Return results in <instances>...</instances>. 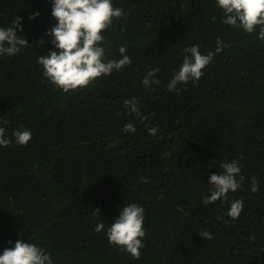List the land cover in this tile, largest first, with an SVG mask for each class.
<instances>
[{"label":"trees","instance_id":"16d2710c","mask_svg":"<svg viewBox=\"0 0 264 264\" xmlns=\"http://www.w3.org/2000/svg\"><path fill=\"white\" fill-rule=\"evenodd\" d=\"M112 3L126 15L104 32L102 46L107 58L119 59V47L127 45L131 65L65 93L37 62L55 50L46 35L56 24L51 0H0V27L22 17L19 34L32 45L0 56V126L12 140L0 147V254L21 239L51 253L54 264H264L259 28L249 34L222 23L216 0ZM218 38L228 47L215 53ZM192 45L215 53L213 60L198 82L170 92L167 85ZM152 68H159L160 84L146 89L141 81ZM132 97L147 120L125 108ZM128 123L134 133L123 131ZM25 128L32 138L17 144L12 133ZM233 159L241 166V187L227 201L205 205L211 174ZM235 199L244 207L232 219L228 209ZM131 203L145 210L139 259L106 236ZM101 222L105 229L98 233ZM205 231L213 238H203Z\"/></svg>","mask_w":264,"mask_h":264},{"label":"clouds","instance_id":"9594fccd","mask_svg":"<svg viewBox=\"0 0 264 264\" xmlns=\"http://www.w3.org/2000/svg\"><path fill=\"white\" fill-rule=\"evenodd\" d=\"M51 15L56 24L46 32L51 36V44L55 50L47 54L39 55L37 62L41 65L44 77L53 86L67 93L88 87L96 79L111 75L113 71H119L132 63L127 54V45L119 47V59L106 57V49L103 47L104 32L108 30L114 20L126 15L124 10L113 5L112 0H51ZM216 4L223 10L222 23L229 26L242 28L251 34L259 28V38L264 40V0H216ZM39 15L34 13L29 19ZM23 18L16 17L11 27H0V56H12L22 48H32L24 35ZM43 43V40H41ZM228 47L219 38L216 40L215 53ZM186 55L178 71H175L167 85L168 91H177V86L187 84L190 80L196 83L204 75L203 69L213 60L214 54L209 51L202 54L199 45H192L184 49ZM159 68L149 69L141 83L146 89L158 86L160 81L156 79ZM125 108L139 117L142 121L148 117L140 113L139 101L132 97L124 101ZM5 124L7 121L4 122ZM147 127V125H146ZM124 132L136 131L134 124L128 123L123 128ZM159 131L157 127H149V135L155 136ZM5 127L0 126V147H8L12 140L6 137ZM16 143L27 145L32 138V132L28 129H17L12 133ZM112 145H110L111 147ZM220 174H211L209 183L212 185L210 195L203 197L205 205L217 200H228L229 192H236L244 180L241 175L239 160L221 164ZM239 177V179H238ZM144 183H148L145 179ZM259 190L255 177L251 181V191ZM244 207L243 200L231 201L228 215L237 219ZM94 214H100L99 209ZM145 210L136 203L123 206L115 221L106 230L108 242L122 248L133 259H139L140 249L144 247L143 238ZM105 225L101 222L95 227L96 232L104 231ZM205 239H212V235L205 231L200 234ZM0 264H54L51 253L35 243L17 239L14 247H6L0 254Z\"/></svg>","mask_w":264,"mask_h":264}]
</instances>
